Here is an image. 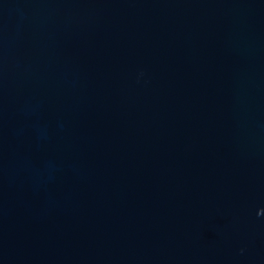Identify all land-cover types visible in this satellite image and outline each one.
<instances>
[{
  "label": "water",
  "instance_id": "water-1",
  "mask_svg": "<svg viewBox=\"0 0 264 264\" xmlns=\"http://www.w3.org/2000/svg\"><path fill=\"white\" fill-rule=\"evenodd\" d=\"M0 264H264V0H0Z\"/></svg>",
  "mask_w": 264,
  "mask_h": 264
}]
</instances>
